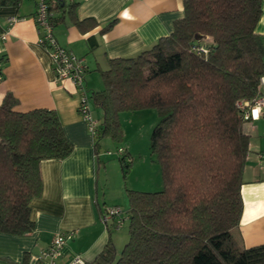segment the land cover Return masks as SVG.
Instances as JSON below:
<instances>
[{"label": "trees", "instance_id": "1", "mask_svg": "<svg viewBox=\"0 0 264 264\" xmlns=\"http://www.w3.org/2000/svg\"><path fill=\"white\" fill-rule=\"evenodd\" d=\"M261 13V0H182L169 34L134 56L109 58L100 70L103 87L90 91L101 109L95 150L103 136H121L119 113L155 109L149 146L162 189H126L127 241L117 252L106 224L107 242L83 264H264V243L238 249L227 242L243 212L249 151L239 103L261 94L264 76ZM73 20L80 29L95 24ZM199 45L206 52L197 53ZM5 63L0 56V79ZM15 101L6 93L0 102V231L24 234L34 228L30 201L42 191L41 160L63 159L73 144L56 110L20 112ZM125 155L124 175L131 163Z\"/></svg>", "mask_w": 264, "mask_h": 264}, {"label": "crops", "instance_id": "2", "mask_svg": "<svg viewBox=\"0 0 264 264\" xmlns=\"http://www.w3.org/2000/svg\"><path fill=\"white\" fill-rule=\"evenodd\" d=\"M50 2L56 40L84 59L87 89L90 69L100 74L109 58L134 56L151 47L171 32L173 21L182 15V0H64L59 6L56 0ZM261 8L256 31L264 39V0ZM35 9L34 0L0 3V56L6 59L0 102L11 93L16 111L56 110L73 150L63 159L41 160L42 191L30 201L34 228L24 234L0 231V264H47L36 256L55 232L70 230L73 236L63 245L55 264H71L75 255L90 261L109 237L101 213L107 206L120 204L113 199L107 203L104 188L100 199L99 189L104 185L100 172L106 175L107 171L105 154L100 153V140L95 150L94 138L77 110L79 95L74 83L69 78L55 80L50 56L37 43ZM8 17L15 20L7 37L1 38ZM74 17L92 18L95 24L80 29ZM112 19L115 22L106 28ZM260 93L264 96V84ZM94 117L99 120L101 113ZM243 128L249 136L241 185L243 212L227 241L238 249L264 243V108L257 118L246 120Z\"/></svg>", "mask_w": 264, "mask_h": 264}, {"label": "rangeland", "instance_id": "3", "mask_svg": "<svg viewBox=\"0 0 264 264\" xmlns=\"http://www.w3.org/2000/svg\"><path fill=\"white\" fill-rule=\"evenodd\" d=\"M88 91L99 90L103 87L102 77L99 72L91 70L87 76ZM93 116H100L101 109L90 101ZM121 136L114 138L105 135L100 139V153L107 163L106 175L100 172V182L104 185L100 187V199L102 189L106 191V202L111 203L112 199L117 200L120 206H128L126 190L156 191L162 189L160 167L150 150V134L153 126L159 119L155 109L149 108L143 111L121 112L119 113ZM122 150L126 159L131 163L126 175L121 170L119 157ZM109 151V153H107ZM128 151V152H127ZM103 170V168H102ZM125 191H124V190ZM124 191V192H122ZM127 221L119 229H113L111 233L112 241L119 252L128 239Z\"/></svg>", "mask_w": 264, "mask_h": 264}, {"label": "built area", "instance_id": "4", "mask_svg": "<svg viewBox=\"0 0 264 264\" xmlns=\"http://www.w3.org/2000/svg\"><path fill=\"white\" fill-rule=\"evenodd\" d=\"M36 9L34 21L37 31V43L49 54L55 80L69 78L75 85L79 102L77 110L85 121L89 133L95 139L99 132L100 121L96 119L91 112L90 92L85 85L86 65L82 57L76 56L67 47L62 46L56 40L54 35V25L50 18L48 0H34ZM15 17H8V27L2 34L1 38H6L9 32V26L13 23ZM197 53L206 52V47L199 45L194 47ZM1 77V76H0ZM264 84V76L260 78V86ZM239 106L244 110L246 120L257 118L262 108H264V96L259 94L252 102L241 101ZM122 150H118L122 154ZM109 153V151H107ZM101 219L105 224L109 221L114 229H119L128 219L127 210L120 205L107 206L102 214ZM73 236V231H57L52 235L48 246L43 249L37 256L39 262L46 261L47 264H55L57 257L61 254L65 242ZM84 259L75 255L71 259V264H83Z\"/></svg>", "mask_w": 264, "mask_h": 264}]
</instances>
